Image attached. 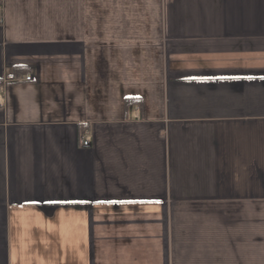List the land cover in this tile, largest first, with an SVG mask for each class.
<instances>
[{
  "label": "crops",
  "instance_id": "0c3cea01",
  "mask_svg": "<svg viewBox=\"0 0 264 264\" xmlns=\"http://www.w3.org/2000/svg\"><path fill=\"white\" fill-rule=\"evenodd\" d=\"M0 6V264H264V0Z\"/></svg>",
  "mask_w": 264,
  "mask_h": 264
},
{
  "label": "built area",
  "instance_id": "2783aa9c",
  "mask_svg": "<svg viewBox=\"0 0 264 264\" xmlns=\"http://www.w3.org/2000/svg\"><path fill=\"white\" fill-rule=\"evenodd\" d=\"M2 22V7L0 6V23ZM31 79L30 76L25 77V80L29 81ZM83 146H88V141L82 142Z\"/></svg>",
  "mask_w": 264,
  "mask_h": 264
}]
</instances>
